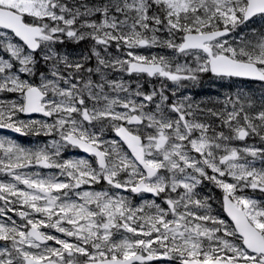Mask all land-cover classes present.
I'll return each mask as SVG.
<instances>
[{
    "label": "snow or ice",
    "instance_id": "6c2138e0",
    "mask_svg": "<svg viewBox=\"0 0 264 264\" xmlns=\"http://www.w3.org/2000/svg\"><path fill=\"white\" fill-rule=\"evenodd\" d=\"M0 132V264H264V0H0Z\"/></svg>",
    "mask_w": 264,
    "mask_h": 264
},
{
    "label": "rangeland",
    "instance_id": "374dc122",
    "mask_svg": "<svg viewBox=\"0 0 264 264\" xmlns=\"http://www.w3.org/2000/svg\"><path fill=\"white\" fill-rule=\"evenodd\" d=\"M152 52H158V51H160V50H158V49H152L151 50ZM146 52H148V51H144V54L146 53ZM24 118V117H23ZM24 119H27V118H24ZM1 135V134H0ZM253 142H255V143H258V141H250L249 143H253ZM20 143V142H19ZM37 144H35L34 146H36ZM249 195H255L257 198H261V195L262 194H260V193H248ZM136 203H138V202H136ZM15 218V217H14Z\"/></svg>",
    "mask_w": 264,
    "mask_h": 264
},
{
    "label": "flooded vegetation",
    "instance_id": "af4514ba",
    "mask_svg": "<svg viewBox=\"0 0 264 264\" xmlns=\"http://www.w3.org/2000/svg\"><path fill=\"white\" fill-rule=\"evenodd\" d=\"M153 86L157 87L156 85H152V86H151L149 83H146V84H145V89H146V91L151 90V88H152Z\"/></svg>",
    "mask_w": 264,
    "mask_h": 264
},
{
    "label": "trees",
    "instance_id": "16d2710c",
    "mask_svg": "<svg viewBox=\"0 0 264 264\" xmlns=\"http://www.w3.org/2000/svg\"><path fill=\"white\" fill-rule=\"evenodd\" d=\"M217 204L219 205V201H217Z\"/></svg>",
    "mask_w": 264,
    "mask_h": 264
}]
</instances>
